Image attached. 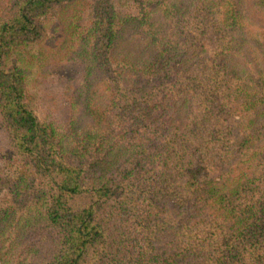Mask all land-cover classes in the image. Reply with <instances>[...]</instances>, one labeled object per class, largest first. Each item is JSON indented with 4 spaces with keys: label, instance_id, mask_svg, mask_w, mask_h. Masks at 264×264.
<instances>
[{
    "label": "trees",
    "instance_id": "1",
    "mask_svg": "<svg viewBox=\"0 0 264 264\" xmlns=\"http://www.w3.org/2000/svg\"><path fill=\"white\" fill-rule=\"evenodd\" d=\"M72 1L0 0V118L20 161L0 182L11 197L0 264H264V0L246 1L256 24L239 0H202L183 17L171 3L165 42L145 10L116 17L98 0L86 32L99 73L112 74L118 43H151L117 63L104 107L86 100V128L72 116L62 132L38 121L22 70L4 60L40 36L36 17ZM35 226L41 259L9 254Z\"/></svg>",
    "mask_w": 264,
    "mask_h": 264
},
{
    "label": "rangeland",
    "instance_id": "2",
    "mask_svg": "<svg viewBox=\"0 0 264 264\" xmlns=\"http://www.w3.org/2000/svg\"><path fill=\"white\" fill-rule=\"evenodd\" d=\"M152 1V5L146 8L142 5L144 8L142 11L139 4L137 5L133 0H109V3L116 17L127 14L141 15L145 10L148 17L147 27L155 30V33L161 35L165 42L170 41L168 36L171 35L172 26L171 20L163 11L165 6L174 4L177 9L175 15L183 17L189 13L192 5L199 4L202 0ZM239 1L242 3L240 9L243 16L253 24L259 23L251 16L247 5L245 6L247 0ZM97 2L98 0H75L51 6L44 14L35 18L41 26L40 36L34 41L25 42L10 50L4 60L6 67L15 65L22 70L25 101L38 121L51 123L62 132L69 127L68 123L72 116H76L74 118L83 116V104L87 99L90 100V105L98 104L104 107L107 95H109L108 89L112 85L107 78L114 75L117 63L123 59L138 61V58L146 53L148 44L151 43L145 37L141 38V35L118 43L111 49L108 58L112 74L106 75L104 71L99 73L97 64L88 56L92 45L86 32L95 19L94 9ZM128 33V30H124L122 36ZM182 48L183 46L180 49ZM79 120L80 130L85 129L87 119L81 117ZM92 134L96 135L94 132ZM102 143L108 145L110 141L105 140ZM120 153L123 152L112 151L111 163L116 165L124 160V156H120ZM18 163L20 161L14 155L9 136L0 118V182L8 176L15 175ZM21 168L28 170L29 166L22 165ZM111 169L112 164L108 173L112 172ZM88 174H91V171ZM10 199L8 190L0 189V208L6 207ZM83 202L84 200L74 201L75 204ZM42 235L43 231L37 226L23 230L19 235L15 233V244L9 254L16 257L19 253L27 261L40 260L42 253H33L32 247L41 246L38 242H42L40 241ZM29 248L31 250L28 252Z\"/></svg>",
    "mask_w": 264,
    "mask_h": 264
}]
</instances>
